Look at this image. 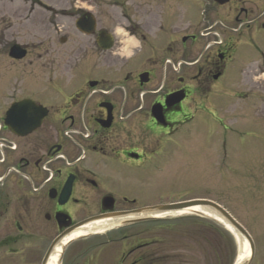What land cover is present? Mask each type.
I'll return each mask as SVG.
<instances>
[{
	"label": "flooded vegetation",
	"instance_id": "1",
	"mask_svg": "<svg viewBox=\"0 0 264 264\" xmlns=\"http://www.w3.org/2000/svg\"><path fill=\"white\" fill-rule=\"evenodd\" d=\"M22 1L30 3L29 13L41 11L39 24L55 46L47 54L45 84L38 83L34 69L25 73L40 59L27 47L21 46L24 59L35 60L25 65L24 59L5 54L19 74L15 84L4 75L0 90V264H48L52 243L75 224L164 204L162 184L153 183V177L184 157L194 159L206 145L199 136L209 142L216 126L224 135L231 132L225 124L231 114L230 65L244 37L250 44L251 38L258 42L253 48L263 59L264 40L256 36L264 30V0L260 11L249 0L225 5L208 0L215 12L226 8L225 17L234 21L227 28L218 20L222 35L207 26L199 31L189 27L194 33L176 37L171 32L168 38L162 34L177 16V0L161 7L158 17L148 8L156 0H110L111 20L99 21L84 7L86 1L71 5L58 0L67 9L42 0ZM128 40L137 45L125 47ZM190 40L192 45L201 40L199 56L183 50ZM67 42L68 50L56 52V43ZM238 95L248 98L247 93ZM255 95L259 98L257 91ZM249 108L253 137L262 121L257 107ZM39 121V127L24 134ZM131 218L136 222L105 230L103 236L113 232L109 239L60 264H189L180 254L185 241L213 252V237L221 236L210 224L205 241L204 235L186 229L137 227L162 224L157 216ZM207 261L213 263H203ZM252 263L264 264L263 246L254 248Z\"/></svg>",
	"mask_w": 264,
	"mask_h": 264
},
{
	"label": "rangeland",
	"instance_id": "2",
	"mask_svg": "<svg viewBox=\"0 0 264 264\" xmlns=\"http://www.w3.org/2000/svg\"><path fill=\"white\" fill-rule=\"evenodd\" d=\"M66 1H70L71 5L74 4V0ZM82 1H86L87 4L84 7L95 15L98 21L111 20L107 18L111 14V9L106 7V4L111 3L110 0ZM163 1L164 4H160L161 0H156L155 3L150 4L151 7H148L156 15L155 17L161 16L159 10L161 7H170L176 0ZM177 1L180 4L177 6V16L174 22H168L162 34L167 38L171 32L176 37L180 36L183 31L185 34L194 33L191 31L192 29L186 30L189 27L194 29L197 27L199 31L204 30L207 26L211 27V33L222 35L224 27L222 28L220 24H217L218 20L223 21V26L227 28L231 26L228 23H234L233 19L225 17L226 8L220 9L221 13L215 12L210 7L208 0ZM249 1L253 2L254 6L260 11L262 0ZM41 2L48 6L55 5L56 8H69L67 3H59L58 0H42ZM29 8L30 3L22 0H15L11 4L7 0H0V90L5 84L4 75L9 77V84H15L19 74V72H16L18 67L12 66L5 57L13 44L27 47L33 57L40 58L32 67H27L25 73L29 72L30 69H34L35 73L37 72L39 84H45L47 81L49 71L46 66L47 54L54 48L55 41L49 38L47 29L42 28L41 23L39 24L41 11L34 8V12L29 13ZM13 13H18L19 16L13 15ZM28 20L33 23L27 22ZM170 29L172 30L170 31ZM245 33L246 30L244 29L241 34L245 36ZM212 38L215 37L211 35L208 39L212 40ZM256 38L259 41L264 40V30L260 29V33ZM191 42L192 40L188 41L183 46V50H189L190 48L193 50L194 55L199 56L198 54L203 51L201 40H197L194 45ZM197 42H200V46ZM256 43L258 44L254 38H251V44L246 37L242 38L241 43L236 47L230 65L229 76L232 94L229 102L231 114L230 119L225 124L231 132L224 135L221 126H216L215 132H212L213 136L208 139L209 142H205L204 137L199 136V141L202 140L206 145L204 148L200 147L198 149L194 159L184 157L177 166L168 168L156 178L153 177V183L162 184L163 192L166 195L162 199L165 201L162 205L193 200H206L220 205L249 233L257 249L258 246L264 247V57L262 59L259 56V51L253 48ZM134 45H137V43L128 40L126 46H124L129 48ZM56 46V52H64L69 49L70 44L67 42L63 46L56 43ZM262 52L264 53V44ZM36 54H39V56L36 57ZM35 58L29 57L24 59L22 63L25 65L28 60H35ZM259 72L263 75L259 76ZM255 91L258 92L259 98H257V95L254 96ZM236 92L247 93L248 98H240L239 95L236 98ZM243 104L246 105L245 108H243ZM250 106L257 107L256 115L262 121L261 123L259 121L260 131L258 130V134L254 133L253 137L249 135L252 131H255V122L251 123L249 119V110H252V108H249ZM253 117L255 116L253 115ZM223 141H226L224 148ZM157 191L159 190H153L154 193H157ZM159 218L162 224H159L161 222H153L149 225L143 224L137 227L186 229L197 233V237L204 235L203 239L205 241L209 238L208 235L211 234L208 229L210 226L221 232V236L213 237V252L211 250L202 252L201 249H195L193 242L185 241V247L180 254L187 256L189 264H198V262L204 264L203 261H206V259L213 261L212 264H232L236 261L239 253L236 237L223 224L212 217H199L197 214L187 212L186 214L168 215ZM115 227L112 226L103 231H98L100 233L98 235H94L95 233L88 235L87 238L89 239L87 240L70 243L68 249L63 253V261L70 260L78 250H83L85 247L94 246L102 240L109 239L113 232H107L106 236H103L102 232ZM211 252L214 256L211 255ZM207 263L208 261L205 264ZM76 264L80 263L76 261Z\"/></svg>",
	"mask_w": 264,
	"mask_h": 264
},
{
	"label": "water",
	"instance_id": "3",
	"mask_svg": "<svg viewBox=\"0 0 264 264\" xmlns=\"http://www.w3.org/2000/svg\"><path fill=\"white\" fill-rule=\"evenodd\" d=\"M216 3L223 5L227 3L229 0H213ZM76 27L83 31V26L80 23L76 24ZM109 48V46H108ZM25 56V51L22 50L19 46H13L10 49V57L13 59L20 60ZM39 123L31 125V128L29 130H25L24 134L30 133L31 130L35 129ZM190 208H207L209 211H211L213 214H215L219 219H221L227 227H229L233 232H235L238 236L241 238L245 239L250 246L251 250V256L253 254V243L246 233V231L235 221L233 218L230 217L229 214H227L222 208L217 206L216 204H213L211 202L207 201H190V202H185V203H179V204H172V205H166V206H157V207H150V208H145L141 209L135 212L134 215H151V214H156V213H165V212H177L181 210H186ZM127 217H131V215H126V214H114V215H104V216H98V217H92L87 220H84L77 225H75L72 228V231L67 233V235L77 231L78 229L102 220H123ZM130 222H136V221H129L127 220V223ZM61 236L56 239V241L52 244V249L59 243L61 240ZM251 260V257L249 258L248 261H246L244 264H249Z\"/></svg>",
	"mask_w": 264,
	"mask_h": 264
},
{
	"label": "bare ground",
	"instance_id": "4",
	"mask_svg": "<svg viewBox=\"0 0 264 264\" xmlns=\"http://www.w3.org/2000/svg\"><path fill=\"white\" fill-rule=\"evenodd\" d=\"M187 212H191V213H194V214L201 213V214H203V215H205L207 217H212L213 219H215L216 221H218L219 223L224 225V223L221 220H219L216 217H214L208 211L200 209V208H190V209H186V210L177 211L176 213L160 214L157 217H163V216L165 217V216H168V215H176V214L180 215V214H186ZM116 223L117 222H115V221L102 220V221H98V222H94V223L88 224V225L82 227L81 229H78L72 235L64 238L60 246L62 247V245L66 244L69 241L74 240L75 238H79V237H83V236H86V235L98 233V231H101V230L103 231L104 229H107L108 227L114 226V224H116ZM233 235L237 239L238 251H239L238 256H237V263L236 264H243L249 257V249H248L247 243L245 242V240L237 237L235 234H233ZM60 246L56 247V249L54 250L52 256L49 259V263L48 264H58L59 258H60V254H61V247Z\"/></svg>",
	"mask_w": 264,
	"mask_h": 264
}]
</instances>
